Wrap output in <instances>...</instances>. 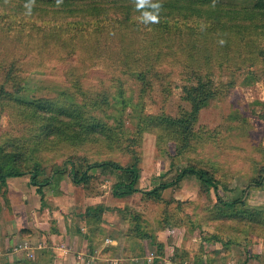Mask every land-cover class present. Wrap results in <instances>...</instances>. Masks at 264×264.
Returning <instances> with one entry per match:
<instances>
[{"label":"rangeland","instance_id":"1","mask_svg":"<svg viewBox=\"0 0 264 264\" xmlns=\"http://www.w3.org/2000/svg\"><path fill=\"white\" fill-rule=\"evenodd\" d=\"M211 1L213 3L205 10L211 13L212 19L204 21L194 10H183L184 13L181 11L182 15L174 18L176 22L162 34L167 41L156 48L162 55L174 52L186 57L198 42L205 43L201 60H183L188 61L184 62L186 68L182 64L171 70L167 68L166 71H172L170 76L161 70L142 83L129 71L111 73L103 68L85 71L87 77L82 80L63 71L30 67L24 69L25 75L20 74L26 79L21 94L24 98L55 99V104L73 112L71 119L75 125L101 123L104 133L100 141L88 139L84 133L76 131L74 125L47 133L44 124L31 113L10 102L0 106V156L11 146L23 156L28 168H39L50 174L57 166H63L62 184L68 188V208L64 204L68 211L64 214L66 223L71 219V212L75 213L74 224L80 229L82 224L87 226L83 216L87 206H94L95 213L98 212L92 224L97 228L86 235L88 239L92 234L91 249L90 240H84L83 264H264V238L261 236H264V228L251 230L244 221L219 219L210 222L206 219L207 209L212 208L215 199L195 176L186 175L166 188L163 200L155 203L143 201L140 193L115 197L112 189L119 177L101 174L98 167L89 169L88 173L96 177L86 186L75 185L70 165L68 162L67 167L64 165L70 157L76 163L110 161L117 165H134L142 174L156 180L173 179L183 166L197 165L213 173L230 189L231 195L250 185V179L255 178L264 164V118L259 117L264 109V19L255 12L244 11L241 19L216 23L218 6L242 12L252 8L257 0ZM210 36L213 43L202 41ZM1 50L5 56L11 54L9 46H2ZM204 54H208L205 59ZM4 71L0 68V86ZM197 74L203 81L211 80L208 88L214 94L192 121L187 148L178 150L175 140L153 134L154 130L146 127L140 117L143 114L176 116L189 108L188 101L183 98V87L196 85ZM4 88L10 90L11 85L5 83ZM178 131L179 128L171 135L179 141ZM141 180L139 187L146 181L145 178ZM227 195L230 194L225 191L224 196ZM86 198L93 204L87 205ZM243 199L246 208L264 211V179L259 187L250 185ZM18 213L23 224L31 220L38 229L34 211ZM134 213L140 217H134ZM13 218L9 202L0 194L3 227L4 220L11 222ZM45 218L42 215L39 221ZM47 220L48 225L57 226L55 219ZM79 220L81 224L77 223ZM137 221L142 234L132 229ZM64 225L60 222L62 229ZM73 225L69 230L75 228ZM11 228L17 229L15 224ZM23 229H19L20 235L30 237V232L21 231ZM206 234L221 238L206 240ZM34 235L32 239L26 238L32 244L41 240L38 234ZM153 236L162 242L161 256L157 245L149 243ZM107 246H113L114 250L106 255ZM102 252L108 257H102ZM0 257L2 264H14L16 260L37 264L55 261L48 242L30 255L25 248L2 240Z\"/></svg>","mask_w":264,"mask_h":264},{"label":"trees","instance_id":"2","mask_svg":"<svg viewBox=\"0 0 264 264\" xmlns=\"http://www.w3.org/2000/svg\"><path fill=\"white\" fill-rule=\"evenodd\" d=\"M212 3L211 0H0V68L5 69L3 83L0 86V106H3L4 102H10L18 109L31 113L44 124L47 133L74 125L76 131L84 133L88 139L93 142L100 141L104 133L101 123L75 125L74 120L71 119L74 117L73 112L67 107L55 104V99L24 98L21 94L26 79L20 75H25L24 69L30 67L34 70L63 71L64 74L75 75L74 78L80 80L87 77L85 71L88 73L93 68L108 69L111 73L114 70L124 73L129 71V74H134L137 80L145 83L148 77L156 75L161 70L168 72L167 68L171 70L179 64L186 68L184 62L188 61L183 60H201L204 42H198L196 47L189 50L186 57L174 52L162 55L156 51V48L166 43L167 39L162 34L176 22L174 18L182 15L181 11L194 10L197 17L203 16L206 21L213 18L211 13L205 10ZM153 5H159V8H154ZM202 9L204 12L200 13ZM216 10H219L216 14L217 19H214L216 23L241 19L240 15L244 11L255 12L264 19V0H257L252 8L243 9L242 12L241 9H225L221 5ZM153 15L157 17L155 22L151 19ZM202 41L213 43L214 39L210 36V39ZM5 45L11 49V54L6 56L1 50ZM208 54H204V59ZM110 72H106L108 77L111 76ZM168 73L170 76L172 71ZM195 77H197L196 85L183 87V98L188 101L189 108H184L176 116L143 114L140 117V121H143L146 127L154 130L153 134L175 140L178 150L187 148L189 142L187 139H190L192 134L190 130L192 121L196 120L200 109L214 94L208 88L210 79L203 81L199 74ZM5 83L11 85L10 90L4 88ZM259 117L264 118V109ZM177 127L178 133L180 132L179 141L177 137L171 135L173 131L178 130ZM107 138L109 141L112 139L110 134ZM6 148L7 151L0 156V185L5 189L4 196L7 179L10 177H28L29 183L36 186L37 192L42 197V189L50 183L51 177L63 172L62 165L57 166L50 174L39 168H28L20 153L15 152L11 146ZM67 162L75 185L86 186L96 177L88 173L89 169L98 167L101 174H113L119 177L112 189L115 197L122 198L140 193L143 201L155 203L163 200L162 193L166 188L186 175L195 176L205 191L215 199L212 208L207 209L206 219L210 222L219 219L226 222L244 221L251 230L256 227L264 228V211L246 208L243 199L250 185L256 187L262 185L264 164L257 170L255 178L250 179L249 186L240 190V193L231 195L230 189L213 173L197 165L183 166L173 179L156 180L154 177L142 174L134 165L123 166L110 161L76 163L73 157L64 161L66 167ZM143 178L146 180L145 184L139 187ZM155 180L157 182L153 183ZM225 191L230 195L224 196ZM83 216L88 235V232L92 233L97 228L92 227V224H95L93 217H97L98 212L95 213L94 206L89 205ZM133 216L140 217L138 213H134ZM132 229L137 234H142L139 221ZM51 231L57 232V229L52 227ZM205 236L206 240L221 238L213 234ZM261 236L264 238L263 235ZM92 238L91 234L88 238L89 246L93 241ZM149 243L152 246L157 245L158 255L161 256L162 242L153 236ZM104 250L107 255L110 250H114V247L107 246ZM101 256L108 257L104 252ZM14 264H37V262L16 260Z\"/></svg>","mask_w":264,"mask_h":264},{"label":"crops","instance_id":"3","mask_svg":"<svg viewBox=\"0 0 264 264\" xmlns=\"http://www.w3.org/2000/svg\"><path fill=\"white\" fill-rule=\"evenodd\" d=\"M64 174L56 173L51 177V181L48 185L43 187V196L38 194L36 186L29 183V179L26 176H16L7 179V189L5 194V200L9 202L10 209L14 214V218L11 222L4 220V227L2 225V220L0 219V254L2 253V240L8 241L19 248H25L27 254L34 252L35 249L42 248L48 242L50 243V248L53 249V254L55 256V261L46 262L45 264H83L85 243L87 235V226L84 224L80 225V229L76 228L77 224L75 222V213L70 214L71 219L67 218L66 223L65 215L67 207V187L63 186L62 182L64 180ZM4 187L0 185V194L3 195ZM8 194V195H7ZM10 197V198H9ZM15 197V199H13ZM9 198V199H8ZM11 199V201H10ZM87 205L91 203V199H87ZM65 204V207H64ZM86 205V206H87ZM64 207V208H63ZM21 208V209H18ZM23 208V209H22ZM33 212L37 220L38 229H36L31 220L23 224V220L19 217L18 212ZM44 215L46 218L44 221H39V218ZM68 217V216H67ZM51 218L55 219L57 226L48 225ZM51 222V221H50ZM60 222L65 224L63 229L60 226ZM82 221H77L81 224ZM10 224V229L8 228ZM16 225L17 229H12L11 225ZM74 224V225H73ZM48 225V226H47ZM75 227L73 230H69L71 227ZM55 227L57 232L51 231V228ZM24 228L27 232H30V237H22L19 233V229ZM39 229L43 230L40 231ZM7 232V233H6ZM37 232V233H36ZM7 234V235H6ZM38 234L40 236L36 244H32L30 240L26 238H33ZM6 235V236H5ZM20 235V236H19ZM29 235V234H28ZM17 239V240H16ZM89 241V239H86ZM106 240L111 241V238ZM118 246V245H117ZM0 257V264L1 263ZM3 260V259H2Z\"/></svg>","mask_w":264,"mask_h":264},{"label":"clouds","instance_id":"4","mask_svg":"<svg viewBox=\"0 0 264 264\" xmlns=\"http://www.w3.org/2000/svg\"><path fill=\"white\" fill-rule=\"evenodd\" d=\"M153 7L158 9V8H159V5H153ZM29 10H30V9H29ZM151 19H152L153 22H155V21L157 20V17H156L155 15H153V16L151 17Z\"/></svg>","mask_w":264,"mask_h":264}]
</instances>
